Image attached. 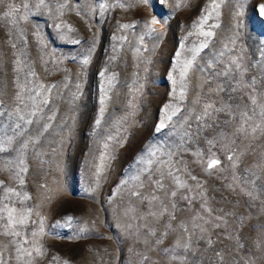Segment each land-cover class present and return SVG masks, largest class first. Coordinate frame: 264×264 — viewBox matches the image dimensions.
Segmentation results:
<instances>
[{
	"label": "rangeland",
	"instance_id": "rangeland-1",
	"mask_svg": "<svg viewBox=\"0 0 264 264\" xmlns=\"http://www.w3.org/2000/svg\"><path fill=\"white\" fill-rule=\"evenodd\" d=\"M261 5L0 0V233H19L0 260L264 264V115L235 134L237 111L264 110ZM209 103L227 110L197 120Z\"/></svg>",
	"mask_w": 264,
	"mask_h": 264
},
{
	"label": "snow or ice",
	"instance_id": "snow-or-ice-1",
	"mask_svg": "<svg viewBox=\"0 0 264 264\" xmlns=\"http://www.w3.org/2000/svg\"><path fill=\"white\" fill-rule=\"evenodd\" d=\"M145 2H147V0H145ZM41 3H43V0H41ZM25 7H27V5H25ZM217 7H218V6H217ZM260 12H261V14H264V5H261V6H260ZM12 15H13V12H12V11H8V12H5V13H4V16H5V17H11ZM206 19H207V17L204 18V21H206ZM204 21H202V22H204ZM156 23H158V21L155 20V19H153V20L151 21V24H156ZM122 27H123V28H128L129 25L125 24V25H122ZM151 31H152V32H155V29H151ZM202 34L205 35L206 37H211V36L213 35V33H212L211 31L203 32ZM11 46H12L13 48L16 47L15 44H12ZM205 46H206V45H205ZM17 63H19V61H17ZM192 66H193V65H192V61H188V63L185 65V68H184V74H185V75L187 74L188 70H189ZM14 71H16V69H14ZM229 71H230V70H229ZM229 71H225V72H223V73H217V74H218V75L228 76V75H229ZM250 84H251L252 86H254V85L256 84V80H255L254 77L251 78V80H250ZM235 90H236L235 88H230V91H235ZM253 90H254V89H253ZM15 99H16L17 101L23 103V97H22V95H21V93H20L19 91L16 92V94H15ZM249 99H250V102H251V104H252L253 106L257 105V99H256V97H255L254 95H250ZM45 102H46V101H45ZM195 102H196V103H199V99H197ZM203 107H204V113H203V115H201V116H197V117H196L197 120L206 119V118L210 117L214 112H218V111H226V110H227L226 108H217V106H216L215 104H212V103L206 104V105H204ZM19 111H20V109L18 108V109H17V112H19ZM250 112H251V115H250ZM253 115H264V110H262V111H261L260 113H258V114L256 113L255 108H253V109H251V110L248 109V108H245L242 112L237 111L238 127L235 129V134H237V135H240V134H250V133H249V128L251 129V133H255V132L260 128V125H259V124H256L255 126H252V125H250V124L248 123L250 120H252ZM19 118H20L21 120L24 119L23 115H21ZM28 123H31V121H28ZM246 125H247V127H246ZM163 126H164V125H163V122H161V124H160L159 127L162 128ZM157 131H159V128L157 129ZM209 143L211 144L212 141H209ZM227 159H228L229 161H232V160H233V156H232V155H229V156L227 157ZM219 164H220V160H219V159L212 158V159H210L209 162L207 163V170L213 169V168H215V167H216L217 165H219ZM233 166H235V165H233ZM163 175H164V174L161 173V176H163ZM167 175L173 178L174 183H175V185H176L178 188L186 187V182L182 181V180L179 178V176H175L171 170L168 171ZM137 179H138V178H137ZM191 179L196 180V177L193 176V177H191ZM2 183H3V182L0 181V184H2ZM21 183H23L22 180H21ZM151 184H152L156 189H158L160 192H164L165 195H169V196H171V197H176V195H177V192H176V191L165 192V184H164V182H163V179H161V178H159V177L153 179V180L151 181ZM141 186H143V183H142V182H141ZM132 195L137 196V195H140V193H139V192H133ZM183 198H184L185 200H191V199H192L191 197H189V196H187V195H185ZM156 200H160V197H159L158 195H156L155 193H153V195H152V200L149 201V203H151L152 201H156ZM162 203H163V202L161 201V204H162ZM201 206L205 209V211L211 213L212 210H211L210 208H207V207H206V202H203V201H202ZM166 213H167V208H166V207H163V208H162V212H161V214L163 215V214H166ZM152 214L155 215V213H152ZM21 216H22V214H21ZM2 219H4V217L0 216V220H2ZM217 219H219V217H217ZM68 220L71 221V220H72V217H68ZM7 223H8L9 228H11L13 224H23V223H24V220H23V218H21V219H16V216H14L13 212H12V211H9V212H8V216H7ZM185 230H186V229H185ZM0 234H3V235H19L18 232H13V231H8V230H5L3 233H0ZM26 242H27V241H25V243H26ZM14 247H15V245H14ZM15 250H16L18 253H20V252L22 251V249L19 248V247H16ZM35 251H36L37 255L40 254V249H39V248H36ZM23 252H24V254H26V255H28V256H32V252H29V251H27L26 249H24ZM217 255L219 256V253H217ZM17 258L19 259L20 257H17ZM0 264H5V262L2 261V260H0ZM66 264H67V262H66Z\"/></svg>",
	"mask_w": 264,
	"mask_h": 264
}]
</instances>
